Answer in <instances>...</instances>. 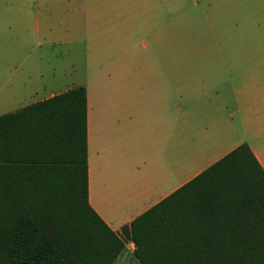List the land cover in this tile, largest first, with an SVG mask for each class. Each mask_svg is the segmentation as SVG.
<instances>
[{
	"label": "trees",
	"instance_id": "obj_1",
	"mask_svg": "<svg viewBox=\"0 0 264 264\" xmlns=\"http://www.w3.org/2000/svg\"><path fill=\"white\" fill-rule=\"evenodd\" d=\"M122 231L142 264H264V170L241 144ZM123 248L88 202L83 87L0 115V264H112Z\"/></svg>",
	"mask_w": 264,
	"mask_h": 264
},
{
	"label": "crops",
	"instance_id": "obj_2",
	"mask_svg": "<svg viewBox=\"0 0 264 264\" xmlns=\"http://www.w3.org/2000/svg\"><path fill=\"white\" fill-rule=\"evenodd\" d=\"M162 13L148 6L141 22L152 39L141 53L132 44L136 24L121 13L87 22L88 45L113 39L93 46L95 54L86 51L78 85L85 93L88 202L124 237L112 264H142L122 227L237 146L247 144L264 170V0H245V63L222 64L220 78L203 64L183 65L181 77L171 78Z\"/></svg>",
	"mask_w": 264,
	"mask_h": 264
},
{
	"label": "rangeland",
	"instance_id": "obj_3",
	"mask_svg": "<svg viewBox=\"0 0 264 264\" xmlns=\"http://www.w3.org/2000/svg\"><path fill=\"white\" fill-rule=\"evenodd\" d=\"M148 6L156 16L163 8L171 78L181 77L183 65H208L220 78L222 64L245 63V0H0V115L82 84L86 51L113 42L88 45L94 15L121 13L136 24L132 44L141 53L152 39L141 22Z\"/></svg>",
	"mask_w": 264,
	"mask_h": 264
}]
</instances>
